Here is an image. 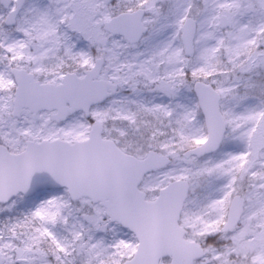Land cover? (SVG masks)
Instances as JSON below:
<instances>
[{"label":"snow or ice","instance_id":"6c2138e0","mask_svg":"<svg viewBox=\"0 0 264 264\" xmlns=\"http://www.w3.org/2000/svg\"><path fill=\"white\" fill-rule=\"evenodd\" d=\"M0 264H264V0H0Z\"/></svg>","mask_w":264,"mask_h":264}]
</instances>
